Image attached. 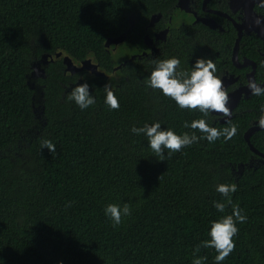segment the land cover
<instances>
[{
	"label": "trees",
	"instance_id": "trees-1",
	"mask_svg": "<svg viewBox=\"0 0 264 264\" xmlns=\"http://www.w3.org/2000/svg\"><path fill=\"white\" fill-rule=\"evenodd\" d=\"M176 3L0 0V264H191L193 248L209 239L210 222L231 214V205L225 213L212 206L222 200L216 185L228 183L236 184L232 203L247 220L236 225L235 247L221 264H264V161L243 138L264 95L243 99L225 123L206 118L217 129L234 125L230 139L198 140L165 161L156 160L143 134L130 131L160 122L181 134L195 131L183 127L186 121L202 118L148 88L135 61L115 64L104 48L124 32L138 44L151 16L160 14L164 27ZM177 33L170 29L160 60L183 43ZM57 52L74 63L90 59L106 73L117 67L120 86L111 90L119 108L104 103V76L89 77V108L68 100L72 90L60 84L75 76L64 75L61 58L35 81L34 95L26 83L31 65ZM34 109L42 110L39 118ZM45 139L55 152L42 148ZM250 142L264 154V129ZM123 202L131 215L113 226L103 209ZM197 255L215 264L214 249L201 247Z\"/></svg>",
	"mask_w": 264,
	"mask_h": 264
},
{
	"label": "clouds",
	"instance_id": "clouds-1",
	"mask_svg": "<svg viewBox=\"0 0 264 264\" xmlns=\"http://www.w3.org/2000/svg\"><path fill=\"white\" fill-rule=\"evenodd\" d=\"M257 23H260V21L258 20ZM109 41L105 43H109ZM44 55H47L46 60L48 61V64L49 62H52L54 58L63 59L64 57H68L71 60L69 56L61 55V53L58 58H56L55 55ZM41 57L38 63L40 62ZM71 62L75 68H79L81 66V62L77 63L78 65L72 60ZM91 63L96 66V71L102 72V76H105L104 72L97 68L98 66L96 63ZM262 63H264V61H262ZM46 66L44 67V70L46 69ZM63 66V73L65 72L70 75L76 73L68 72L64 64ZM179 66L180 60L176 57L159 60L155 63V67L145 79L144 83L148 88L159 90L163 96L170 98L175 102L178 108L188 109L189 111H198L202 115V118L191 122L186 121L183 124V127L195 131L184 132L181 134H176L170 128H162L160 122H153L151 125L145 123L142 127H131L130 131L133 134H143L147 138V148L154 154L157 161H165V159L167 157H171L174 152H179L182 148L188 147L193 143H196L198 140H206L209 143H213L220 137L228 140L236 133V127L234 125L230 128L217 129L212 127L206 119L207 117L216 114H220L223 118H227L230 115V109L227 106L229 103L228 92L222 84V80L216 75L215 64L211 60L197 58L187 70H182ZM82 71L84 72L81 80L76 82V84H78L77 86L71 87L69 84H67V86L62 84L60 85L64 89L72 90L67 96V99L73 101L75 105L83 111L95 103V98L89 91V77L95 75L87 70L77 72ZM29 76H27V78ZM44 78H30L29 85L33 86L31 89L34 91L36 88L35 81ZM76 79L77 76H75L74 81H76ZM247 87L250 93L254 96L264 95V86L257 84L254 80H249ZM104 91V103L108 106V108H119L118 99L108 84H105ZM36 92L37 88L35 89L34 95ZM259 112L260 115L257 119V124L259 127L264 128V104L259 106ZM33 113L37 118H39L42 110L39 111L38 109H34ZM197 131L200 133L199 136L196 134ZM42 148L47 149L49 153L55 152V144L48 139L43 140ZM236 187L235 183L216 185L215 191L220 194L222 200H213L212 206L217 210V212L225 213L226 207L231 205V214L222 215L218 220L210 222V228L208 231L209 239L201 241L199 245L193 248V258L191 264H204L206 257L197 255L201 247L212 248L216 251V255L214 257L215 264H221V262L234 249L235 243L233 237L238 232L236 225L242 224L247 220V216L242 214V209H240L238 205H234L232 203V194L235 193ZM103 213L113 226H118L121 224L123 218L131 215V207L127 202L108 203L105 205ZM59 264H62V262H59Z\"/></svg>",
	"mask_w": 264,
	"mask_h": 264
},
{
	"label": "flooded vegetation",
	"instance_id": "flooded-vegetation-1",
	"mask_svg": "<svg viewBox=\"0 0 264 264\" xmlns=\"http://www.w3.org/2000/svg\"><path fill=\"white\" fill-rule=\"evenodd\" d=\"M168 12L169 16L163 22L164 27L160 28L158 25L162 20L160 17L153 26L148 24L146 33L138 44L134 45L126 41L119 45L112 53L115 57L114 63L125 65L127 62L135 61L136 67L141 69L139 78L142 81V76L148 77L151 73L156 60H160L165 55L163 53L164 46L166 47L165 40L169 36L170 29L175 28L178 31L175 38L183 43L178 42L177 47L169 48L166 59L170 57L179 59V67L182 70L189 69L197 58L211 60L216 66V75L223 80L222 84L225 85L229 97L238 90L246 88L249 80L264 84V63H262L264 61V41L256 36L252 30V24L251 26L250 23L244 24L246 21L251 22L250 14L259 19L264 18V0H184V3L174 5ZM205 23L215 24V27L211 28ZM235 24L243 27L238 30ZM246 29L250 32L247 33ZM164 30H167V34L163 39L155 38ZM238 34H241V38L234 51ZM233 35H235L233 41L227 42L232 39ZM145 37L146 41L143 40ZM242 40H244L243 43ZM125 51H128L127 54ZM234 54L235 62L233 61ZM116 69L117 67H113L110 73L104 72L105 84L112 89L120 86L121 80L116 74ZM83 72H76L73 75L64 72L67 76H77L76 81L68 84L71 87L77 86L76 82L81 80ZM251 96V93L248 97L244 94L240 95V100L232 109V116L237 106H240V102ZM259 115L260 112L253 123L257 121ZM212 117L213 121L223 118L217 115Z\"/></svg>",
	"mask_w": 264,
	"mask_h": 264
},
{
	"label": "water",
	"instance_id": "water-1",
	"mask_svg": "<svg viewBox=\"0 0 264 264\" xmlns=\"http://www.w3.org/2000/svg\"><path fill=\"white\" fill-rule=\"evenodd\" d=\"M178 3L177 5H181L182 3H184V0H177ZM251 17V22L250 21H246V23H250L249 25L251 26L252 24V30L255 32L256 36L258 38H260L261 40L264 41V18L259 19L257 17H255V15L250 14L249 15ZM160 18V14H154L151 16L150 21H149V25L153 26ZM260 21V23H257V21ZM130 26L132 25L131 23H129ZM205 25L214 28L215 24H209V23H205ZM235 27L240 30L243 26L242 25H236ZM247 33H249V29H246ZM125 32L120 34L119 36L110 39L109 43H105L104 44V48L110 52H115L117 47L121 44H123L126 41L125 38ZM167 34V30H164L162 33L156 35L155 38L157 39H163L164 36ZM241 38V34L237 35V39L235 40V47H234V51L237 49V45L239 42V39ZM144 41H146V37L143 39ZM60 56V53L55 54V57L58 58ZM47 55H42L41 60L39 63L31 65V74L30 76L27 78V85L30 88H33V86L29 85V79L30 78H44L45 77V70L44 67L48 64V61L46 60ZM233 61H236V56L234 54L233 56ZM62 63L65 65V68L68 72L70 73H74L77 71H81V70H87L92 72L95 76H102V72L100 71H96V66L93 65L91 63L90 60H84L81 62V66L79 68H75L71 62V60L68 57H64L62 59ZM223 81V80H222ZM224 83V82H223ZM33 84V83H30ZM224 85V84H223ZM262 86H264V84H261ZM225 87V85H224ZM244 94L245 97H248L250 95V91L248 89V87L244 88V89H240L238 90L236 93H234L233 95H230L229 97V103H228V107L230 109V115L227 118H221L219 121L221 123H225L227 120H229L232 117V109L237 105L238 101L240 100V95ZM217 116H221L220 114H216ZM264 128H261L258 126L257 121L253 123V125L251 127H249L243 134V138L244 141L246 142L247 146L249 147L250 151L252 153H254L255 155H257L258 159L260 161H264V154L259 152L250 142V137L252 134H254L256 131L259 130H263Z\"/></svg>",
	"mask_w": 264,
	"mask_h": 264
},
{
	"label": "rangeland",
	"instance_id": "rangeland-1",
	"mask_svg": "<svg viewBox=\"0 0 264 264\" xmlns=\"http://www.w3.org/2000/svg\"><path fill=\"white\" fill-rule=\"evenodd\" d=\"M128 51H125V53L127 54ZM117 54L119 53V50L116 52ZM124 54V52L121 54V56ZM113 59H115V57H113ZM113 75V74H112ZM110 80H114L113 78H110Z\"/></svg>",
	"mask_w": 264,
	"mask_h": 264
}]
</instances>
